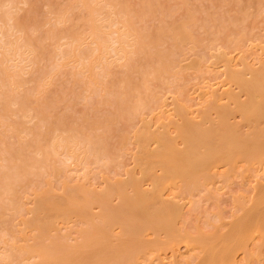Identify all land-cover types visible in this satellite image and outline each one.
<instances>
[{
  "label": "bare ground",
  "instance_id": "obj_1",
  "mask_svg": "<svg viewBox=\"0 0 264 264\" xmlns=\"http://www.w3.org/2000/svg\"><path fill=\"white\" fill-rule=\"evenodd\" d=\"M19 1L3 0L0 6V33L3 34L0 39L8 37V39L2 40L0 44V117L4 122L10 120L9 128L7 126L9 133H0V154H2L0 158L3 161L0 163V221H5L8 216L6 215L7 212L13 213L12 215L17 212L21 213L24 205L22 198L19 197L21 183L28 181L31 176L42 178L50 170L59 174L66 170L65 161L59 159L61 150H67L69 152L68 156L71 158L72 156L77 157V153L74 150V153H72L71 149L74 148L77 140H80L81 144L87 143V149L92 154L88 153V155L90 154L99 160L103 155L106 156L111 149L108 148L109 144L107 146L105 141L107 135L102 136L100 134L95 137L97 141H93V135L85 132V129L88 131L87 127L81 126V122L80 125L73 123V121L70 122L72 116L69 114L59 116L52 114L53 108L60 103V98L58 100L57 96H45L46 85L50 83L49 76L52 70L77 59L81 66L79 65V69L73 73L76 75L80 73L81 75L88 72L89 76H87L86 82L90 83L94 94L97 90L99 92L97 88L101 86L102 91L105 90L107 95L112 98L113 104H117L118 113H120L122 119L131 121L139 107L149 104L148 98L151 95H153V98H157V94L152 93L154 90H152V82L155 80L166 81H164L167 77L165 75L171 71L175 62L172 56L177 54L187 42L196 39V33H194V25L197 22L196 12L194 11L196 8L189 7L188 0H181L184 7L183 18L172 21L166 26L154 28L153 31L149 30V27L138 25L136 20L139 16L145 18L155 10L154 0H141L136 8L132 4H130L132 7L129 6L130 2L126 4L122 0H76L79 8L84 12L83 17H80L91 29L92 42L90 41L89 44L84 41L89 37L85 39L82 34H78L74 30L69 32L58 27H51L45 35H39L40 25L33 21L35 17L28 14L21 15L17 11L16 5ZM26 1L24 0V2ZM4 4H11L12 7L5 8L3 7ZM197 4L199 5V3ZM65 9H54L60 23L61 21L66 22L68 18L67 12H65L66 15L63 13ZM104 11L107 13L106 20L100 17ZM217 21L219 22L220 19H217ZM6 24H9L10 27L5 28ZM117 25L121 26L119 27L122 31H116L119 34L114 39L112 37V33L115 32L113 27H117ZM222 31L219 30L218 33ZM16 32L20 33L19 36H14ZM165 36L167 38L165 41L171 47L159 49L158 46L164 41ZM59 37H66L71 40L64 44L55 43ZM48 39L53 40V49H49L50 46L45 43ZM54 56L56 59L51 66L52 70H40L38 76H32L30 79L35 85L26 86L28 80L25 74L29 72L26 71L27 66H24L23 63L37 64L43 59L52 60ZM219 56L225 57L223 59L229 62L226 53L220 52ZM115 62L126 68L118 75L115 72L113 74L111 70V66ZM230 65H228L229 79L237 85L239 90L227 89L223 94L213 90L214 96L206 103L219 113L217 120L211 117L208 110H203L201 120L198 121L199 118L194 120L188 115L185 107L180 108L181 122L175 123L172 120L171 123H164V126L168 125L166 128L162 126V130H153L150 129L151 126H148L150 123L147 121L148 124L143 123L135 131L136 141L139 145L136 162L141 169V176L138 177L134 172H131L128 179L116 181L113 187L103 188L101 191H91L90 187L91 192H88L76 183H73L75 186L70 188L65 186L63 191L54 188H44L41 191H36V196H31L34 199L32 200V206L29 208L30 213L27 212L29 215L24 217L20 214L25 225L19 229V232L23 234L22 238L27 240L24 232L27 229H29L28 231L31 230L32 240L26 243L23 239H21L23 243H16V240L15 243H13L14 241L9 242L10 245L6 249H3L2 246L0 264H123L124 260L133 257L142 248L145 249L151 245L149 242L153 244L151 239L148 241L144 236L147 231H161L165 223H173L178 217L180 205L175 200L166 198L167 196L163 193L166 183H170L180 176L181 179L194 177L193 182L191 181L189 184L193 183L197 188L201 184L199 178L202 177L197 169L199 166L203 168L205 173L203 176L205 177L208 170L218 160H227L228 162L229 160L241 158L250 162L254 158H263L264 60L258 67L248 65L244 68H235ZM243 93L246 95L245 99L242 98ZM222 98H227L228 101L220 102ZM232 103L235 104L234 107H232ZM235 112H240V121L234 120L236 118L234 117ZM116 115L119 116L117 113ZM30 121H34V123L27 126ZM85 123H82V125H85ZM118 123L121 122L118 120ZM171 124L176 128L175 134L168 130ZM3 125L5 126L4 123ZM60 127L63 128L62 133L57 132ZM120 129L124 130L123 128ZM2 131L4 133V130ZM22 133L24 134L22 135ZM124 134H127V132ZM124 134L121 133L120 135L125 136ZM28 136L31 137L28 138ZM8 137L13 140L17 139L19 145L14 147L13 144H8ZM125 137L124 142L127 141ZM179 139L182 140L184 147H179ZM152 142L156 143L154 147L151 146ZM55 160H58L59 164L62 163L64 167L54 166L52 163ZM85 161L83 159V163ZM52 172L49 173L52 174ZM212 175L214 176L215 173ZM206 178H208L207 175ZM144 179L151 180L153 186L146 188ZM205 179L203 180L204 183ZM109 181L112 182L113 180ZM174 185L171 186L174 187ZM111 194H117L118 202L120 200L117 207H111L108 203ZM263 197L261 196L259 201L264 202ZM26 198V200L30 199L28 196ZM94 204L100 206L99 214L98 212L93 214ZM257 204L259 203L257 202ZM256 205L250 208L251 211L248 209V215H245V219L244 215L241 216L243 218V220H240L241 224L239 220L237 221L239 225L234 223L236 226H240L239 228L242 230L241 234L238 232L241 230L236 231V234L239 233L240 237L233 233L236 226L233 227L234 225H232L234 231L232 232L233 229L231 228L230 233L238 237L239 242L245 241L242 238L244 239L246 232L256 230L252 226L253 212H255H252V209ZM73 216H75L74 219L80 218L81 221H86L88 225L85 229L83 228L78 237L79 239L77 241L75 239L76 242H69L66 238L68 235L56 233L52 235V232L59 227L60 220L68 221ZM95 218L100 219L101 224L95 223ZM98 220L96 219V221ZM119 224L122 229L121 232L119 231L118 236V234H114V228ZM260 228L262 229V227ZM15 231L18 233L17 230ZM242 233H245L243 237ZM25 234L28 236L27 233ZM2 235L4 236V234ZM178 235L172 234L169 241L174 242ZM225 235L230 234L226 233ZM234 235H231L232 239L222 237L223 243L225 244L227 240L233 242ZM115 236H117L116 240L118 241L114 239ZM246 237L247 240L248 237ZM222 239L220 238L216 242ZM17 240L20 241V238ZM162 240L164 241V238ZM207 241L209 242V240ZM223 243L222 241L220 243L222 247ZM235 243L228 250L224 249L222 254H219L220 249L216 250L217 252L212 251L215 254L212 253L211 256L214 257L208 264H217L220 255H226L228 258L223 256L221 260L223 262L225 259L228 262L232 257V252H236L234 251L236 246V250H238V246L241 247L244 242L242 245H238V242ZM204 246L206 247L205 244ZM93 248L101 253L97 260H92ZM210 249L212 250V246ZM97 252L96 254H99ZM149 253L151 254V252ZM149 253H145V256L146 254L150 255ZM137 260L139 262L140 259Z\"/></svg>",
  "mask_w": 264,
  "mask_h": 264
},
{
  "label": "rangeland",
  "instance_id": "obj_2",
  "mask_svg": "<svg viewBox=\"0 0 264 264\" xmlns=\"http://www.w3.org/2000/svg\"><path fill=\"white\" fill-rule=\"evenodd\" d=\"M122 1L126 2V4L130 2L128 5L131 7L133 5V7L136 8L141 0ZM154 1L155 10L145 18L139 16L136 20L138 25L141 24L140 26L142 27L144 25V27H149V30L153 31L154 28H158L159 26L163 25L166 26L172 21L183 18L184 7L181 0ZM2 3L3 0H0V6ZM197 3H199V5ZM188 6L192 9L196 8L194 10L197 16V25H194L196 39L187 42V44H185L177 54L172 56L175 62L171 71L165 75V77H167L164 79V81H166L160 82L155 80L152 82V90L154 89L152 93L155 95L157 94V98H153V95H151L148 98L149 104L139 107L136 115L131 121H128L127 119L125 120L124 118L122 119L120 113H118V106H116L117 104H113L111 101L112 98L107 95L105 90L102 91L103 88H100L101 86L98 87L97 85L99 92L96 89V94H94V90L92 87H90V83L86 82L87 76H89L88 72L83 73L84 75H80V73L76 75L73 73L79 69L80 63L77 59L72 60L67 64L60 65L55 70H52L51 67L53 62H55V56L52 60L43 59L37 64H27L26 62L23 63L24 66H27L26 71L29 72L25 74V77H27L28 80L26 86L28 87L35 85V83L31 82L30 79L32 76H38V72L40 70H52L49 76L50 83L46 85L45 96H57L58 100L60 98V103L56 104V108H53L52 114L55 116L69 114L72 116L70 117V122L73 121V123L77 124L81 122V126L87 127L88 131L85 129V132L93 135V141H97L95 137L100 134L102 136L107 135L108 137L105 136V141L107 146L109 144L108 148L111 149L110 151L109 149L106 150L107 152L109 151L106 156L103 155L101 159L97 160L94 156H91L92 154L88 151L87 143L81 144V141L77 140L74 148L71 149L72 153H74L73 150L75 153H77V157L72 156L71 158L68 156L69 152L67 150H61L59 159L64 160L65 166H67V168L65 167L66 170H63L64 172L59 174L53 173L50 170L44 174L42 178L31 176L28 181L21 183L19 186V197L20 199L22 198L24 205L22 207L21 213L17 212L15 215H12L13 213L7 212L6 215L8 216L5 219L6 222L4 220L0 221L2 222L0 223V233L2 232L1 234H4V236L2 235L3 237L0 234V243L2 242L0 244V252L3 249H6V247L8 248L10 243L13 241V243H15V240L16 243H23V241L26 243L32 240L31 230L28 231L29 229H27L24 232V236L27 238V240L23 239V234L19 232V229L25 225L20 217V214H22V216L24 215V217L29 215V208L32 206V200L34 199L31 198V196H36V191H41L44 188H54L59 191H63L65 186H69V188L75 186L73 183L79 184L83 190L88 192L94 190L101 191L103 188L106 189L113 187L114 182L116 181L128 179L130 177L129 173L131 172H134L138 177L141 176V169L137 166L136 162V155L139 152V145L136 141L135 131L140 128L143 123H147L148 121L150 124H147L149 127L151 126L150 129L162 130L164 123H171L172 120L175 123L181 122L182 116L180 108L183 109V107L187 109L188 115L192 117V119L194 118V120L195 118H199L197 119L198 121L201 120V114L203 113V110H208L211 114V117L217 120L219 113L206 104L210 98L214 96V91L223 94V92L227 89H232L235 91L239 90L237 85L229 79L228 65L231 64L235 68H244L248 65L253 67L260 66L261 62L264 60V0H188ZM16 9L21 15L28 14L35 17L33 18V21L40 25V32H38L39 35H45L51 27H58L69 32L74 30V32L82 34L85 39L89 37L87 40H84L85 42L87 41L88 44L90 41L92 42V38L90 37L91 29L89 25L84 23L82 20L84 12L79 8L76 0H27L26 2H24V0H20L16 5ZM54 9H65L63 13L67 12L68 16L66 22L61 21L60 23L58 21V15L55 13ZM100 17L103 20H106L107 13L104 11L101 13ZM217 19H220V21L218 22ZM119 26L120 25L113 27L115 32L112 33V37H114V39L119 34L116 31L120 32L121 30V26ZM7 27L9 28L10 25L6 24L5 28ZM219 30L223 31L218 33ZM19 34V32H16L14 36H19ZM2 35L3 34L0 33V37H2ZM221 35L224 37L222 38ZM60 37L55 43L64 44L71 40L66 37ZM6 39H8V37L0 39V44L2 40ZM165 40H167L166 36L164 41L159 44V49H167L171 47L170 44ZM45 43L50 46L48 47L49 49H53V40L48 39L45 41ZM220 52L227 54L226 57H228L229 62L223 59L225 57H218ZM125 69L126 68L120 66L118 62L113 63L111 66L113 74L115 72L116 75L120 74V72ZM87 86H89V88H87ZM242 96V98H246L244 93ZM222 100H220V102L228 101L227 98H222ZM234 106L235 104L232 103V107ZM116 113L119 116H117ZM234 117H236L234 120L240 121V112H235ZM118 120L121 123L117 124ZM5 122L2 121L0 117L1 134L9 133L7 129L9 128L8 124L10 120L8 119ZM33 123L34 121H30L27 126H31ZM82 123H85V125H82ZM1 125L3 126L1 127ZM166 126H164V128H166ZM120 128H123L124 130ZM169 128L168 130L172 134L176 133V128L172 124L169 126ZM2 130H4V133ZM62 130L63 128L60 127L57 132L62 133ZM126 132L127 134H124ZM121 133L127 137L120 135ZM23 134L24 133H22V135ZM30 137L31 136H28V138ZM124 137L127 138V141L125 140V142L123 140ZM12 140V138L8 137L7 143L10 145L13 144L14 147H17L19 145L17 139L13 141ZM182 143V140L179 139L178 145L180 148L184 145ZM155 145L156 143H151L152 147ZM88 153L91 154H89L91 157L88 155ZM65 158L69 159L66 160ZM83 159L84 161L86 160L84 163ZM58 160H55L52 164L54 166L60 165V167L63 168V164H59ZM2 162L3 161L0 158V163ZM212 168V170H208V174L206 173L208 178H206V175L205 177L203 176L205 173L201 166L197 168L199 175L201 174L200 176L203 177L201 180L202 177L198 175V178L200 177L199 181L201 184H199L200 186L197 185V188H195L196 186L193 185V183L191 185L189 184V182H193L194 177H186L185 179H181L182 177L180 176L178 179L171 181V184L169 182L166 183L167 185L163 193L165 196H167L166 198L175 200L180 205V212L177 215L178 217L173 223H165L163 228L164 231H147L145 233L147 236L145 234L144 236L148 239V241L151 239L153 244L149 242L151 245L145 249L142 248L139 251L140 254L138 252L133 257H129L124 260L123 264H127L128 262L130 264L133 262V264H208V262H210L214 257L211 255L215 254L212 251L215 252L216 250L218 251L220 249L221 251H219V254H222L224 249L228 250L231 245L236 244L235 242H238V245H242V243H244L241 247L238 246V250H236V246V249L234 250L236 252H232V257L230 256L231 258L228 260V262L225 259L222 262L221 259H223L224 255H217L219 258L217 259V264H264V223H262L264 222V202L259 201V198L264 196V157L261 159L254 158L250 162L241 158L238 160H229L228 162L227 160H218V162ZM49 172H52V174ZM214 173L215 175L213 176L212 174ZM208 175H212L213 177H209ZM204 179L205 183L203 181ZM109 180H113V184ZM45 184L48 185L46 186ZM173 184H175L174 187L171 186ZM144 186L146 188H151L153 184L151 180L144 179ZM89 188L92 190L90 191ZM27 196L28 198L30 197L29 200H26ZM118 199L119 198L117 194H111L108 198V203L111 207H117L120 203V200L118 202ZM257 202L260 205L257 204ZM97 205L98 204H94V207L92 206L94 208H92L93 214H97L95 212H98L99 214L100 212V206ZM254 205H256V207H254L255 210L254 208L252 209V212L255 211L253 212L254 219L252 218V226L254 230H256L246 232V234H248V238L246 237L245 233H242V237L243 234H245V237L247 238V240L245 237L244 239L242 238V240L246 241V245L245 241H241V243L237 240L239 239L238 237H240V232H242V230L239 228L240 226L238 227L235 224L239 225L237 221L239 220L240 223V220H243V215L245 219V215H248V209L251 211L250 208H252ZM74 218L75 216H73L72 219L68 221L60 220L58 224L59 227H57V229L52 232V235L55 233L68 236L70 235L71 237H66L67 240L71 243H73V241L76 242L79 239L78 237L83 228L85 229L88 227V225L86 221H81L80 218ZM96 219L98 220V218H95V223L101 224L100 219L98 221H96ZM232 225H234L233 227L236 226L234 228L235 231ZM173 226H175L177 229L175 227L173 228ZM260 227H262V229ZM231 228L233 230H231ZM121 229L122 226H120V224L116 225L114 228V234H118L119 236ZM15 230H17L18 233H16ZM230 230L232 232L234 231V234H236V231L238 230L241 231H238L240 234H236V236L239 235L236 237L233 233H230ZM162 232L165 233L166 236ZM250 232H253V234ZM25 233H27L28 236H26ZM157 233L161 236H159ZM226 233H229L230 235L226 236ZM172 234H179L175 238V243L169 241ZM231 235H234L233 242L232 240H227L224 244L222 237L231 238ZM12 236L15 237L14 240ZM16 237L17 239L20 238V241L17 240ZM28 237L30 238L28 239ZM116 237L117 236L114 237L115 240ZM159 237L162 239L164 238L165 243H163L164 241L161 238L160 240ZM220 238L222 240L216 242V240H219ZM21 239H23V241ZM158 239L159 244L157 243ZM166 240H168V244L166 243ZM207 240H209V242ZM221 241L223 243V247L222 244H220ZM2 246L4 247L3 249ZM211 246L212 250H209ZM94 249L95 248H93V251H95ZM147 249L149 252H151V254ZM93 251L91 253V257H93L92 260H97L101 253L97 252L98 250L95 252ZM96 252L99 254H96ZM145 253H149L150 255L146 254L145 256ZM225 257L228 258L226 255L224 258ZM137 259H140L139 262Z\"/></svg>",
  "mask_w": 264,
  "mask_h": 264
},
{
  "label": "snow or ice",
  "instance_id": "obj_3",
  "mask_svg": "<svg viewBox=\"0 0 264 264\" xmlns=\"http://www.w3.org/2000/svg\"><path fill=\"white\" fill-rule=\"evenodd\" d=\"M3 7H5V8H11L12 6H11V4H4Z\"/></svg>",
  "mask_w": 264,
  "mask_h": 264
}]
</instances>
